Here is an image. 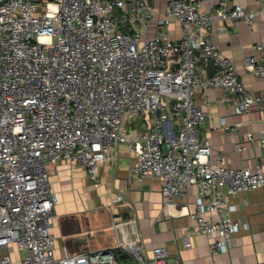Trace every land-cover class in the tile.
I'll return each instance as SVG.
<instances>
[{"label": "built area", "instance_id": "built-area-1", "mask_svg": "<svg viewBox=\"0 0 264 264\" xmlns=\"http://www.w3.org/2000/svg\"><path fill=\"white\" fill-rule=\"evenodd\" d=\"M210 1L203 9L200 0H167L158 9L152 0H0V264H16L12 246L24 253L21 264H120L115 248L56 257L58 196L48 166L75 160L97 180L100 161L121 143L136 153L134 179H161L168 208L196 186L193 232L214 237L213 254L231 246L242 223L228 197L264 188V167H230L200 140L207 112L195 95L221 88L237 113L264 105L213 39L216 21L251 25L264 6ZM154 19L159 28L148 37ZM172 19L180 39L168 29ZM254 49L244 67L264 80V44ZM200 61L213 63L212 75ZM138 117L144 130L133 132ZM121 246L135 264H170L166 247L154 246L148 258L139 242Z\"/></svg>", "mask_w": 264, "mask_h": 264}, {"label": "crops", "instance_id": "crops-1", "mask_svg": "<svg viewBox=\"0 0 264 264\" xmlns=\"http://www.w3.org/2000/svg\"><path fill=\"white\" fill-rule=\"evenodd\" d=\"M152 2L162 9L167 0ZM234 2L247 9L260 10L264 6V0ZM199 3L207 9L211 1ZM158 28L157 19L151 20L148 37H153ZM168 29L172 37L181 38V23L177 19H172ZM213 39L234 61L245 86L264 97V80L244 67L245 58L255 52L256 44H264V12L257 14L251 25L240 19L216 21ZM199 64L203 74L209 75V63ZM223 94L224 90L216 87L196 93V102L207 112L205 123L199 127L200 140L222 151L230 167H254L257 163L264 167V105L254 104L249 111L237 113L222 101ZM167 120L177 133L179 124L170 112ZM145 122L143 117L135 118L131 123L133 132L144 130ZM237 145L245 148L238 150ZM136 158L127 144H117L109 157L100 161L97 180H92L75 160H61L48 166L51 188L58 196L51 227L57 258L115 248L120 264H135L124 246L116 247L118 243L139 242L148 258L152 257L154 246L166 247L170 264H264V188L228 197L232 215L242 226L226 251L213 254L210 241L214 237L193 232L190 213L195 208L197 187L192 186L176 206L168 208L160 178L150 176L141 183L132 177ZM12 248L16 264H21L24 253Z\"/></svg>", "mask_w": 264, "mask_h": 264}, {"label": "water", "instance_id": "water-1", "mask_svg": "<svg viewBox=\"0 0 264 264\" xmlns=\"http://www.w3.org/2000/svg\"><path fill=\"white\" fill-rule=\"evenodd\" d=\"M36 1H39V0H36ZM208 68H209V75H212L214 72V65L212 62L209 63Z\"/></svg>", "mask_w": 264, "mask_h": 264}, {"label": "rangeland", "instance_id": "rangeland-1", "mask_svg": "<svg viewBox=\"0 0 264 264\" xmlns=\"http://www.w3.org/2000/svg\"><path fill=\"white\" fill-rule=\"evenodd\" d=\"M11 249L13 250V248L11 247Z\"/></svg>", "mask_w": 264, "mask_h": 264}]
</instances>
